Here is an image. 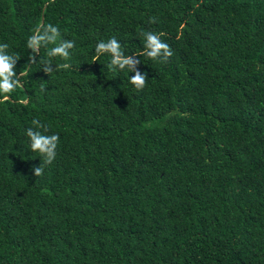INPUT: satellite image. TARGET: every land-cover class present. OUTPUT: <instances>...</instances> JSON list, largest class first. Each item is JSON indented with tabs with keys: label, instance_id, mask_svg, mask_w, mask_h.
I'll list each match as a JSON object with an SVG mask.
<instances>
[{
	"label": "trees",
	"instance_id": "1",
	"mask_svg": "<svg viewBox=\"0 0 264 264\" xmlns=\"http://www.w3.org/2000/svg\"><path fill=\"white\" fill-rule=\"evenodd\" d=\"M41 22L75 41L50 76ZM110 37L142 91L96 59ZM3 43L31 69L0 103V264H264V0H0ZM34 119L60 137L40 177Z\"/></svg>",
	"mask_w": 264,
	"mask_h": 264
},
{
	"label": "clouds",
	"instance_id": "2",
	"mask_svg": "<svg viewBox=\"0 0 264 264\" xmlns=\"http://www.w3.org/2000/svg\"><path fill=\"white\" fill-rule=\"evenodd\" d=\"M152 23L156 20L153 17ZM144 37V52L143 55L148 58L160 62H167L173 56V50L170 45L162 40L163 33H154L152 31L142 32ZM75 46V41H70L62 37L61 31L58 26L51 23L41 22L35 29L33 34L27 39V48L31 50L32 55L29 56L31 64L39 62L43 72L50 76L53 71L60 69H68L71 67L68 63H61L53 67L52 59L59 57L67 61L71 57L70 50ZM44 47L47 49L48 60L40 57L39 61L36 60V54L40 53V49ZM7 43L0 44V103L7 102L10 95L16 89L23 87L22 78L27 76L30 72L31 66L26 64L23 70L19 71L17 75L16 65L20 60L16 54H9ZM96 59L101 55L108 54L111 60L107 67L110 70H124L128 69L134 75L129 77V83L135 87L136 90L142 91L148 81L146 73H141L137 65L140 60L136 59L137 55H126L122 48L121 43L115 38L110 37L107 41H99L95 46ZM40 90H45V85H40ZM21 104H27V100H21ZM32 125L26 129V135L30 140V148L33 152H38L43 157V163L40 162L38 166H33V174L40 177L44 174L45 166L50 165L56 159L57 147L60 141L58 134H46L47 127L38 120H32Z\"/></svg>",
	"mask_w": 264,
	"mask_h": 264
}]
</instances>
